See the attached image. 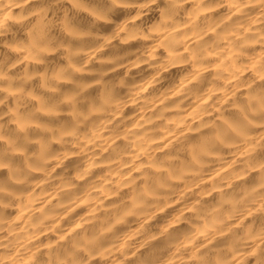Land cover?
<instances>
[{"label": "clouds", "instance_id": "1", "mask_svg": "<svg viewBox=\"0 0 264 264\" xmlns=\"http://www.w3.org/2000/svg\"><path fill=\"white\" fill-rule=\"evenodd\" d=\"M0 264H264V0H0Z\"/></svg>", "mask_w": 264, "mask_h": 264}]
</instances>
